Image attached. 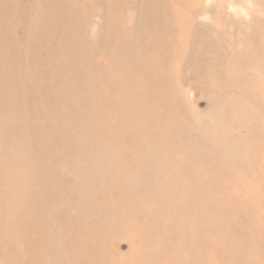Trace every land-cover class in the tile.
Listing matches in <instances>:
<instances>
[{"label": "rangeland", "instance_id": "1", "mask_svg": "<svg viewBox=\"0 0 264 264\" xmlns=\"http://www.w3.org/2000/svg\"><path fill=\"white\" fill-rule=\"evenodd\" d=\"M0 264H264V0H0Z\"/></svg>", "mask_w": 264, "mask_h": 264}]
</instances>
